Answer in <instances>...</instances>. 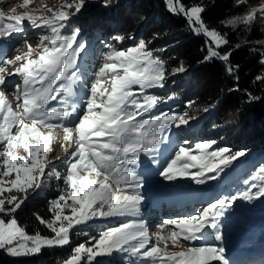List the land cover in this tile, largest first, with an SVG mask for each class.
Masks as SVG:
<instances>
[{
    "label": "snow or ice",
    "instance_id": "obj_1",
    "mask_svg": "<svg viewBox=\"0 0 264 264\" xmlns=\"http://www.w3.org/2000/svg\"><path fill=\"white\" fill-rule=\"evenodd\" d=\"M28 4L29 0H24L23 7ZM244 4L245 0H237L235 7ZM84 6L85 0H65L58 9L45 6L41 15L27 11L21 15L13 13L8 24H4V14L0 13V39L24 33L25 21L32 28L43 27L50 32L40 37L41 51L35 59L31 58L34 50L27 40L28 50L23 55L9 58L3 54L0 59V249L12 256L39 254L44 247L70 245L69 230L74 225H86L98 219L140 217L143 179L136 169L141 154L152 158L165 181L188 178L198 185L216 180L224 167L246 155L244 151L232 153L228 148L208 151L214 141L197 143L194 153L184 146L188 144L185 141L161 165L157 156L160 145L168 140V129L188 126L195 117L187 112L150 115L161 101L149 95L148 90L163 89L170 76L183 73L186 68L181 65L169 71L165 62L149 49L151 41L141 40L126 49L106 43L107 51L102 54L105 62L84 83L78 58L86 45L78 42L79 30L70 35L61 34ZM166 9L185 17L195 34L208 38L206 60L218 58L225 63L228 74L233 73L234 68L229 64L232 49L221 51L229 45V39L209 29L202 19L203 6L166 0ZM259 12L264 13V8ZM257 21L264 24V15L248 10L236 19H229L227 25L250 30ZM126 39L134 37H113L116 44ZM260 55L264 63V52ZM9 67L14 70L8 72ZM11 77L19 78L20 82H11ZM106 83L110 89L104 87ZM81 88L87 93L82 101L77 99ZM50 101H56L57 106H49ZM57 128L63 131L59 147L65 151L62 162L67 165L64 188L50 202L52 218L45 220L37 215L40 224L54 235H29L18 225L15 214L29 196L46 187L53 178L61 179L54 162L45 156ZM21 151L26 155L20 154ZM255 180L261 181L259 186L252 182L245 191L217 199L195 215L164 220L159 227L168 228V235L157 234L155 243L143 219L125 221L107 228L99 238H90L88 244H78L65 264H99L97 257L113 253L150 258L151 264H212L213 261L229 264L223 247L210 244L195 247L191 243L207 239V229L213 230L216 240H221L219 218L238 199L251 201L264 197V165L259 166ZM66 210L70 215L65 214ZM161 241L163 247L159 246ZM169 241L172 247L181 250L169 251Z\"/></svg>",
    "mask_w": 264,
    "mask_h": 264
},
{
    "label": "trees",
    "instance_id": "obj_2",
    "mask_svg": "<svg viewBox=\"0 0 264 264\" xmlns=\"http://www.w3.org/2000/svg\"><path fill=\"white\" fill-rule=\"evenodd\" d=\"M258 1L245 0L238 8L237 0H183L185 6H203L202 19L209 29L228 37L229 45L221 51L232 49L231 75L218 58L205 59L208 38L195 34L182 15L171 14L165 0H85L82 12L68 22L66 31L78 29L80 34L113 44L115 35H131L136 44L151 41L149 49L165 62L169 71L181 65L186 68L185 72L168 78L164 91L157 92L160 99L174 98L171 108H179L182 113L188 110L189 116L203 119V142L214 141L212 150L244 151L246 155L235 162L256 161L264 156V79H258L264 77L260 55L264 52V24L257 21L250 30H245L230 27L227 21L248 10L255 12L253 7ZM237 44L242 46L237 49L234 47ZM60 189H63L60 180L54 179L42 195L29 196L17 211L18 224L27 234L54 235L40 224L37 215L45 220L52 218L50 202L59 196ZM114 223L93 220L75 225L69 230L70 245L42 248L41 253L27 256L0 252V264H65L78 244L99 238ZM104 258L108 261L97 259L99 264H123L118 254Z\"/></svg>",
    "mask_w": 264,
    "mask_h": 264
},
{
    "label": "rangeland",
    "instance_id": "obj_3",
    "mask_svg": "<svg viewBox=\"0 0 264 264\" xmlns=\"http://www.w3.org/2000/svg\"><path fill=\"white\" fill-rule=\"evenodd\" d=\"M63 3H65V0H29V4L26 7H23L24 0H6L3 5L0 6V13L4 14V24H8L11 22L8 17L13 13L16 15H21L27 11L33 15H41V10L44 9L45 6L47 8L58 9ZM16 4H19V6L14 8ZM253 8L256 13L259 12V9L264 8V0H259ZM259 14L264 15V13L260 12ZM23 25L25 28L24 33H13L7 38L0 39V59L3 58V54H7L9 58H13L16 55H23L25 52H27L28 48L25 44V40L31 44L34 50V54L31 58L35 59L36 53L41 51V49L38 48L40 37L42 35H50L48 29L43 27L32 28L28 25L27 21L23 22ZM73 31L74 30L72 29H70V31H66L65 27L61 30V34L70 35ZM78 42L84 43L86 45V50L82 52L78 58V66L83 73V82L88 83L93 78V73L98 70L103 62H105L102 60V54L107 51L105 48L106 43L101 42L99 39L91 40L87 38L85 34L80 33H78ZM113 45L117 49H126L127 47L134 46L135 44L126 45V43H122ZM19 63L20 62H18V64ZM13 70V67H9L7 69L8 72H12ZM18 80L19 78L17 77L10 78L11 82H18ZM104 87L110 89V84L106 83ZM137 87L138 86H133L134 89ZM159 91H164V88L148 90L149 95H155L161 101V103L155 109H153L150 115L154 116L161 113L181 114L179 108H171L172 104L175 102V99L171 98L169 100H161L157 95V92ZM86 95L87 93L81 88L77 99L82 101ZM9 98L12 99L11 96H9ZM13 103L15 104V101H13ZM49 106H57V102L50 101ZM137 119H139V117H137ZM195 121L196 120L192 119L188 126H181L179 128L171 127L168 129V140L167 142L160 145L159 154L157 156V159H159L161 165H163L170 158L175 149L184 144V139H186L185 141H188V144L184 146L191 148L193 152L196 153L195 145L199 142L201 143L200 140L201 138L203 140V137L201 136L200 138V135L198 134L200 131L197 130L198 124H196V126L194 125ZM52 122L56 123V121ZM186 129H191L189 132L192 131L193 133L188 137L182 138L181 134L185 133ZM176 139H178L179 144L181 145L178 144ZM211 150L212 148L208 151ZM46 153L47 151L45 152V156ZM20 154L26 155L22 151ZM260 158H258V161H253L251 159L249 162L246 160L242 162L234 161L232 164L224 167V171L218 176L216 180L208 181L204 184L198 185L188 178H178L174 182L165 181L161 176H159L158 173L160 169L152 163V158L145 154H141L140 166L136 169L137 174L143 179V187L140 190L144 197L142 202L141 216L98 220L105 223L108 221L115 222L111 227H116L125 221L135 222L138 219H143L146 225L150 226V229L152 230L154 225L159 221L158 216L176 217L174 219L186 217V215L193 214L188 209L191 200L196 201V209L198 205L202 204L204 205L203 207L205 209L211 202L217 199L229 197L233 194L245 191L252 182H255L259 186L261 181H253V178L257 175L259 166L264 165V158ZM62 161L63 160L54 164L55 166L57 165L56 170L61 173V179L63 181V177L67 171V165ZM48 170L49 169L47 168L45 169L46 172ZM51 181H49L47 186ZM253 191H255V189ZM69 203H71V201H69ZM167 204L176 205L166 207ZM65 214L70 215V211L66 210ZM218 223L220 225V232L222 235L221 240H216L213 230L209 229L208 232L205 233L207 239L200 240V242L193 241L191 246L199 247L201 245L210 244L218 248L223 247L225 250L223 254L225 259H231V261L234 262L233 264H242L241 261L249 264H256L258 260L264 258V249L248 253V250H250L252 246V241L254 240L256 242L260 237V235L257 234L259 229H262L260 230V234H264V197L254 198L251 201L238 199L233 204V206L225 212L224 216L219 218ZM160 235H168V228L162 229ZM262 240H264V238H262ZM168 244L169 251L181 250L179 247H172L170 241ZM159 246L163 247L164 242H159ZM260 247L263 248L264 244H261ZM0 252L4 255H10L2 249H0ZM113 254L120 255L123 264H151L150 258L129 257L127 253ZM104 257H97V259L104 260V262L108 261V259H105ZM212 264L217 263L216 261H213Z\"/></svg>",
    "mask_w": 264,
    "mask_h": 264
},
{
    "label": "bare ground",
    "instance_id": "obj_4",
    "mask_svg": "<svg viewBox=\"0 0 264 264\" xmlns=\"http://www.w3.org/2000/svg\"><path fill=\"white\" fill-rule=\"evenodd\" d=\"M6 1V0H5ZM5 1H0V6H2L3 5V3L5 2ZM7 1H9V0H7ZM17 6H19V4H16L15 6H14V8L15 7H17ZM11 11V10H10ZM191 129H186V132L185 133H182L181 134V137L182 138H185V137H188L190 134H192L193 132L191 131V132H189ZM44 131H47V129H44ZM53 136H54V139L50 142V145H49V149L50 150H48L47 151V153H46V157L48 158V159H50V160H52L54 163H56V162H59V161H61V160H63V158L65 157V151H64V149L63 148H61V147H59V144H60V142L62 141V138H63V131H62V129H54L53 130ZM185 140L186 139H184V142H185ZM183 142V143H184ZM184 145V144H183ZM65 147H67V144L65 143ZM56 157H60L61 159H56ZM204 208H202V210H203ZM196 212V211H195ZM160 222H163L162 220L160 221ZM157 225V224H156ZM156 225L154 226V228L149 232V235L152 233V231L156 228ZM161 231H162V229L160 228L159 229V231H158V233L157 234H159L160 235V233H161Z\"/></svg>",
    "mask_w": 264,
    "mask_h": 264
}]
</instances>
